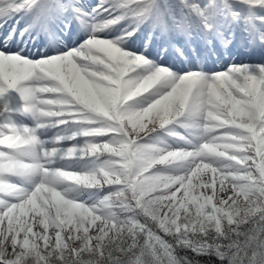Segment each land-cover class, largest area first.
Listing matches in <instances>:
<instances>
[{
  "label": "snow or ice",
  "instance_id": "snow-or-ice-1",
  "mask_svg": "<svg viewBox=\"0 0 264 264\" xmlns=\"http://www.w3.org/2000/svg\"><path fill=\"white\" fill-rule=\"evenodd\" d=\"M0 30V264H264V0H0Z\"/></svg>",
  "mask_w": 264,
  "mask_h": 264
},
{
  "label": "rangeland",
  "instance_id": "rangeland-1",
  "mask_svg": "<svg viewBox=\"0 0 264 264\" xmlns=\"http://www.w3.org/2000/svg\"><path fill=\"white\" fill-rule=\"evenodd\" d=\"M90 2L94 4L96 2V0H90ZM257 23H259V22L257 21ZM120 26L121 25H117L116 27L119 28ZM2 32H3V30H0V33H2ZM81 35H83V34H81ZM137 35H139V34H137ZM40 39L42 41H44L45 43L47 42V38H45L43 36H41ZM60 39L63 40L64 43H70L71 39H76V42L77 43L79 42V38L75 37V36L72 38H69L66 35H61ZM129 43H134V39L129 40ZM41 46H43V44ZM233 57H235L237 60H243L245 62H248V61L254 62L257 59V57L255 55H249L248 49L244 48L242 45H237V47L235 49H233ZM231 59H232V57L222 55L218 61H215V63L210 62L209 66L214 67V68H219L223 64L230 63ZM213 60H215V57H213ZM173 62L179 64V61L173 60ZM74 127H76V126H71V125L69 126V128H74ZM181 131L183 132V129H181ZM49 135H51V133H49ZM76 142L78 143L79 141H76ZM169 142L173 143V146H176L174 144V142H172L171 140ZM0 147H2V146H0ZM64 163H68V164L72 165L75 169H80L82 167V165L85 164L86 162L68 161V162H64ZM205 175H207V174H205ZM202 178H205V177H202ZM219 187H220L219 177H217V185H216L217 191L219 190ZM0 195H2V194H0ZM68 195L71 197L79 198V199H86L88 197V195L91 196L90 194H85V192L81 191V189H77V190H74L72 192H69ZM49 231H51V229Z\"/></svg>",
  "mask_w": 264,
  "mask_h": 264
},
{
  "label": "trees",
  "instance_id": "trees-1",
  "mask_svg": "<svg viewBox=\"0 0 264 264\" xmlns=\"http://www.w3.org/2000/svg\"><path fill=\"white\" fill-rule=\"evenodd\" d=\"M76 170H79V169H76ZM81 191L85 192V194H90V195H92V192H90V191H86V190H82V189H81ZM88 197H89V195H88Z\"/></svg>",
  "mask_w": 264,
  "mask_h": 264
}]
</instances>
